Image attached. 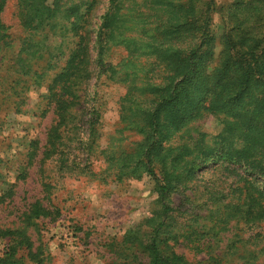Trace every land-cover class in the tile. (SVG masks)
<instances>
[{
	"label": "rangeland",
	"instance_id": "1",
	"mask_svg": "<svg viewBox=\"0 0 264 264\" xmlns=\"http://www.w3.org/2000/svg\"><path fill=\"white\" fill-rule=\"evenodd\" d=\"M250 7L256 8L252 12ZM108 12L114 14L108 69L101 73L94 67L92 78L83 86L89 103L83 102L84 107L96 105L101 111L93 137L87 110L82 112L83 121L61 127L58 151L46 154L47 159L56 116L52 110L43 113L46 85L26 93L20 112L13 106V97L0 93L7 98L0 99V257L14 235L20 238L10 233L22 232L31 242L30 249L24 246L18 252L22 264H139V258L146 263L140 243L159 223L163 166L159 164L157 180L137 167L135 159L122 158L146 140L148 113L158 110L169 86L195 85L187 98L183 94L186 120L182 126L172 125L173 112L169 120L162 116V124L169 125H164L163 139L167 145L189 144L197 149L203 139L211 144L226 117L196 105L201 104L200 95L209 91L225 39L232 41L234 56L238 52L245 56L246 44L255 45L264 65V17L260 16L264 0H96L91 16L94 36ZM0 18L9 28V36L0 41V82H5L1 77L8 80L0 90L8 89L12 95L10 81L18 75L6 69L14 64L25 35L19 0H7ZM191 63L196 64V75L185 82L186 66ZM241 88L252 89L250 85ZM257 91L264 101V85ZM204 171L197 192L182 181L169 196L176 211L165 220L158 238L161 249L175 251L190 263L206 257L205 252L198 253L199 241L191 243L181 236L199 229L206 185L217 181L228 186L237 180L213 167ZM237 195L230 199L236 202ZM36 203L51 214L31 216Z\"/></svg>",
	"mask_w": 264,
	"mask_h": 264
},
{
	"label": "trees",
	"instance_id": "2",
	"mask_svg": "<svg viewBox=\"0 0 264 264\" xmlns=\"http://www.w3.org/2000/svg\"><path fill=\"white\" fill-rule=\"evenodd\" d=\"M6 1L0 0V14ZM95 2L19 0V15L25 35L14 64L6 69L7 73L15 70L18 77L10 81L12 95L7 94L8 89H1L0 93L13 97V106L20 112L26 93L35 86L46 85L42 97L47 101V109L43 113L52 110L56 116V124L49 134L51 148L45 152L47 159L46 154L52 156L58 151L56 143L63 135L61 127L83 121L82 112H91L89 136L93 137L97 132L96 124L101 118V111L96 105L89 109L84 107L83 102L89 103L83 86L92 78L94 67H98L101 73L108 69V38L114 14L108 12L105 15L98 34L94 36L91 16ZM255 8L250 7V10L253 12ZM260 16L264 17V13ZM8 30L0 18V41L9 36ZM231 44L232 41L225 39L221 62L210 76L212 84L208 87L209 91L200 95L203 99L200 105H196L204 111L226 117L214 142L210 144L203 139L198 149L189 144L173 146L165 143L162 116L168 119L169 113L173 112L172 125L176 128L182 126L186 120L185 110L181 107L183 94L187 98L191 93L187 91L195 88V85H189L179 90L169 86L158 110L152 111L151 115L148 113L150 129L146 140L122 158L124 161L135 159L137 167L145 168L155 178L161 174V171L158 174V167L160 170V165L163 166L161 175L164 180L159 184V209L156 213L159 223L146 242L140 243L143 248L141 254L147 262L139 258V264H264V101H261L257 91L264 85V65L262 53L257 52L255 45L246 44L248 50L245 56L239 52L234 56ZM241 46L245 50L244 45ZM195 67V63L186 66L188 77L185 82L196 75ZM1 79L8 81L5 77ZM214 80L216 83H213ZM5 82H0L1 88ZM247 85L252 89L241 88ZM1 94L0 99L7 101ZM165 126L169 128L168 124ZM169 166L172 171H169ZM212 167L237 180L228 186L219 185L217 181L206 185L208 196L205 195V214H200L198 218L202 221L198 222L199 229L181 235L191 243L199 241L196 245L198 253L205 252L206 257L190 263L175 251L161 249L158 240L160 229L172 216L170 214L176 211L169 201L172 192L181 186L182 181L187 182L186 188L197 192L200 178L206 171L204 169L211 170ZM236 193L237 200L234 202L230 197ZM50 214L40 203L32 207L31 216L35 218ZM248 229L260 230L250 235ZM10 234H17L20 238L17 240L14 235L0 257V264H19L18 252L24 246L31 248V242L24 233ZM178 238L175 236L174 240L178 241ZM166 248L169 249V246Z\"/></svg>",
	"mask_w": 264,
	"mask_h": 264
}]
</instances>
